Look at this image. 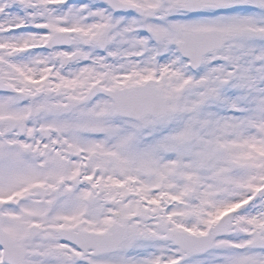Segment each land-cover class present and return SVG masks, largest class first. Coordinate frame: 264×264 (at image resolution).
Wrapping results in <instances>:
<instances>
[{
  "label": "snow or ice",
  "instance_id": "6c2138e0",
  "mask_svg": "<svg viewBox=\"0 0 264 264\" xmlns=\"http://www.w3.org/2000/svg\"><path fill=\"white\" fill-rule=\"evenodd\" d=\"M0 264H264V0H0Z\"/></svg>",
  "mask_w": 264,
  "mask_h": 264
}]
</instances>
